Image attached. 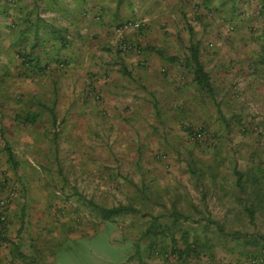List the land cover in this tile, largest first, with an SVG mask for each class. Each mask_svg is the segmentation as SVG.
Masks as SVG:
<instances>
[{"label": "rangeland", "instance_id": "374dc122", "mask_svg": "<svg viewBox=\"0 0 264 264\" xmlns=\"http://www.w3.org/2000/svg\"><path fill=\"white\" fill-rule=\"evenodd\" d=\"M232 2L240 18L228 31L224 25L232 21ZM200 3L189 0L186 17L181 11L173 15L177 20L172 22L181 28L174 25L171 42L166 36L171 46L162 39L158 46L140 47L127 35L123 42L131 48L124 55L154 50L164 57L172 52L186 63L191 44L245 40L257 55L249 54L257 66L252 67L256 76L247 81L248 91L238 92V99L230 103L218 94L221 82L208 77L211 92L204 93L213 99L203 112L199 98L188 93L196 90L184 64L187 73L182 78L188 88L182 111L173 117L162 109L161 95L141 89L144 101L133 119L125 113H101L104 97L91 86L93 93L81 102L88 111H66L57 122H42V137L48 141L38 147V181L45 191L44 210L52 220L44 225L50 241L44 242L43 256L36 242L41 234L26 225L23 243L12 247L15 259L23 264H264V0ZM22 5L35 11V0H0V42L8 39L6 30H12L11 13L13 26L20 25ZM254 7L257 11L251 13ZM126 21L132 20L121 23ZM0 59L1 64L6 56ZM236 83L230 82L234 89ZM199 128L211 135L210 144L188 139L186 129ZM233 170L240 175L238 181ZM201 183L209 188L206 194ZM116 206L132 211L100 217V208ZM152 239L161 246L158 252L149 248ZM184 241H194L198 254L183 251ZM254 257L263 262H251Z\"/></svg>", "mask_w": 264, "mask_h": 264}, {"label": "crops", "instance_id": "0c3cea01", "mask_svg": "<svg viewBox=\"0 0 264 264\" xmlns=\"http://www.w3.org/2000/svg\"><path fill=\"white\" fill-rule=\"evenodd\" d=\"M188 1L35 0V11L31 13L27 11L31 6H21L19 26H13L15 19L11 16L14 13L10 14L9 19L14 20L9 22L12 30H6L8 39L0 42V57L6 56L0 64V197L3 190H11L14 195L2 212L0 264H23L13 256L12 247L23 243L22 230L26 225L41 234L36 237V242L41 243L42 255L44 242L50 241L44 225L51 224L52 220H48V213L44 210L45 191L38 181L41 176L38 147L48 141L42 137V122L47 119L53 122L66 111H88L81 102L83 97L91 94V86L104 97L98 108L105 116L119 112L136 119L139 104L144 101L141 89L148 91V95H161L164 100L162 109L170 115L182 111L188 88L182 78L187 73L185 62L176 59L172 52L164 57L158 56L154 50L151 53L142 50L135 57L124 55L126 51H121L119 45L128 35L129 40L140 47L158 46L162 39L171 46L166 42V36L171 42V35L177 31L174 25L181 28L172 19L176 21L175 16L180 11L182 16H187L183 11L188 10ZM257 8L250 12L257 11ZM122 20L138 21L140 29L133 35L128 31L118 35L114 27ZM233 24V20L226 23L225 29L231 31ZM248 48L251 47L245 40L214 39L205 47L197 45L203 70L215 80V84L221 82L218 94L230 103L238 99V92L247 90V81L256 76L252 67L257 65H253L250 55H257ZM246 51L249 53H244ZM19 52L26 58L18 57ZM233 81L237 82L235 89L230 84ZM191 84L196 91L188 93L199 98L197 103L205 112L213 95L207 94L206 97L196 89L194 82ZM220 99L216 98L215 102ZM192 103L194 105V101ZM207 111H211L210 108ZM48 139L52 142L50 137ZM59 241H55L54 250H58Z\"/></svg>", "mask_w": 264, "mask_h": 264}, {"label": "trees", "instance_id": "16d2710c", "mask_svg": "<svg viewBox=\"0 0 264 264\" xmlns=\"http://www.w3.org/2000/svg\"><path fill=\"white\" fill-rule=\"evenodd\" d=\"M211 0H201V3L200 4H204L205 6L208 5V3L210 2ZM203 5V6H204ZM232 12L230 14V17L229 19H232V20H236L237 19V16H238V13H237V4L233 3L232 2ZM234 6V7H233ZM201 7V6H200ZM191 44V43H190ZM24 53L22 54H19L18 57H22V59H25V55H23ZM23 55V56H22ZM170 58V57H169ZM29 61L31 62V60L29 59ZM188 65V68H189V72L192 76V81L194 82L195 84V87L198 91H200L201 93L203 92H211V85L209 83V79H208V75L207 73L203 70V67H202V64L199 62L198 60V49H197V43L195 44H191L188 46V57L186 59V63ZM31 66V65H30ZM264 126V125H263ZM243 126H241L242 128ZM243 130V129H242ZM192 130L190 129H186V132L188 134L191 133ZM211 142V139H206L205 141L203 142H199L198 144H204V145H207V144H210ZM263 168H264V165H263ZM189 171L191 173V175L193 176L194 175V180L195 181H198L199 182V179H197L196 176L195 177V172L192 171L190 168H189ZM235 172V175H236V181L239 180V174L233 170ZM214 176L215 174L214 173H210V177H209V180L210 181H213L214 180ZM202 182V181H201ZM196 184V183H195ZM199 188H201L202 190V193L206 194V191L209 189L207 187H203V184H199ZM238 186H240L238 184ZM208 192V191H207ZM203 194V195H204ZM132 211V209L130 207H127V206H116V207H110V208H100V217L103 218V219H106V218H110L111 216H114V215H118L120 213H123V212H126V211ZM150 250L152 253H155V252H158L159 249H161V246L158 245V243H156L154 241V239H152V241H150ZM203 250V248H202ZM183 251H185L186 253H193V254H198V251H199V248L196 246V243L194 241L192 242H187V241H184V249ZM258 257H254L251 262H253L255 259H257ZM260 260V262L262 263L263 259L260 257L258 258ZM262 259V260H261Z\"/></svg>", "mask_w": 264, "mask_h": 264}, {"label": "built area", "instance_id": "2783aa9c", "mask_svg": "<svg viewBox=\"0 0 264 264\" xmlns=\"http://www.w3.org/2000/svg\"><path fill=\"white\" fill-rule=\"evenodd\" d=\"M140 27V23L138 21H126L123 24L119 23L114 27V31L116 34L121 35L122 33L128 31H132L136 28ZM119 48L121 51H127L131 48V46L128 43H120ZM211 135H209L205 130L199 128L194 129L191 131L190 134H188V139L193 143H199L203 142L206 139H209ZM4 194L0 197V222L3 221V208L4 206L9 202V200L13 197L14 192L11 190H3Z\"/></svg>", "mask_w": 264, "mask_h": 264}]
</instances>
